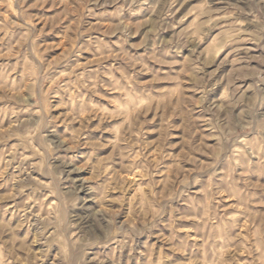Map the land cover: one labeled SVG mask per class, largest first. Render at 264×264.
<instances>
[{
  "label": "rangeland",
  "instance_id": "374dc122",
  "mask_svg": "<svg viewBox=\"0 0 264 264\" xmlns=\"http://www.w3.org/2000/svg\"><path fill=\"white\" fill-rule=\"evenodd\" d=\"M0 264H264V0H0Z\"/></svg>",
  "mask_w": 264,
  "mask_h": 264
}]
</instances>
